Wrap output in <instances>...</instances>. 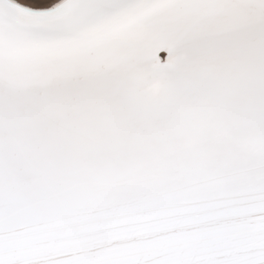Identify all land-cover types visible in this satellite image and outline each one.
Instances as JSON below:
<instances>
[{"label": "snow or ice", "instance_id": "obj_1", "mask_svg": "<svg viewBox=\"0 0 264 264\" xmlns=\"http://www.w3.org/2000/svg\"><path fill=\"white\" fill-rule=\"evenodd\" d=\"M0 264H264V0H0Z\"/></svg>", "mask_w": 264, "mask_h": 264}]
</instances>
